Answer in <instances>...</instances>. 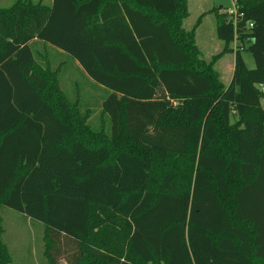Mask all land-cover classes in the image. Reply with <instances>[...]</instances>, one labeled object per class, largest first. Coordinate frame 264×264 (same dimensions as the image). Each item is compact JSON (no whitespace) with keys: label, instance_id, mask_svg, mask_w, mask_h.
Wrapping results in <instances>:
<instances>
[{"label":"trees","instance_id":"obj_1","mask_svg":"<svg viewBox=\"0 0 264 264\" xmlns=\"http://www.w3.org/2000/svg\"><path fill=\"white\" fill-rule=\"evenodd\" d=\"M235 1L236 32L207 12L223 42L209 62L187 0L0 7V207L42 222L47 264L59 236L67 264H264V0ZM235 33L225 85L214 64ZM72 62L103 88L107 131L83 85L63 89ZM2 233L0 215L9 264Z\"/></svg>","mask_w":264,"mask_h":264},{"label":"rangeland","instance_id":"obj_2","mask_svg":"<svg viewBox=\"0 0 264 264\" xmlns=\"http://www.w3.org/2000/svg\"><path fill=\"white\" fill-rule=\"evenodd\" d=\"M15 1L16 0H0V7H9ZM45 1L46 0H43L44 3H46ZM211 5H214V7H221L223 11L224 7L229 8L231 6V0H189L190 16L187 17L184 22L185 28L190 29L195 24L201 11L211 7ZM203 18L201 21L203 24L202 29L205 31V34H207L210 30H212V25L214 26L215 24V17L214 15H211L205 19ZM200 37H202V35H200ZM216 40V42L222 46V43H219L218 39ZM208 43V48L206 50L210 53H216L218 46L212 42ZM206 55L207 54L204 53L203 57ZM242 57L248 68L254 67V59L248 51H243ZM227 58H230L232 61V55H230L222 58L221 62ZM70 78V85L72 87L66 86L63 82V89L68 92V94L72 88H78V86H84L86 84V79L81 77L75 71L71 72ZM261 104L264 107V99L261 101ZM231 121H234L233 117H231ZM108 124V120L107 122L102 123V127L106 129L105 131L109 129ZM0 215L2 217L3 227L2 240L5 243L10 255L9 264H47L48 258L44 253L46 241L43 238L44 229L42 222L28 218L22 213L5 206L0 207ZM56 239L57 243H55L57 248L55 247L52 249L51 253H53L56 264H67V260L71 259L73 254L76 253L77 246H75L74 242L69 241L64 236H59Z\"/></svg>","mask_w":264,"mask_h":264},{"label":"crops","instance_id":"obj_3","mask_svg":"<svg viewBox=\"0 0 264 264\" xmlns=\"http://www.w3.org/2000/svg\"><path fill=\"white\" fill-rule=\"evenodd\" d=\"M40 1L43 2V0H40ZM52 1L53 0H46L45 1L46 3H44V2L43 3L50 5L52 3ZM187 1H188V17H189L190 16L189 0H187ZM212 7H214V5H211V7L206 8L203 11H201L199 16L203 13H207ZM218 8L220 9L221 7H218ZM211 15H213V14L207 13L203 16L204 17L203 19H205ZM185 20L186 19H184V21H183L184 29H186L184 26ZM202 25L203 24L200 23L195 30V41H196V45H197V47L201 53V58L203 60H205L206 62H209L214 55H216L222 51L223 42L220 41L216 36V23L214 24V26L212 25V28H211L212 30H210L207 34H205V31L202 29ZM190 29H186V30H190ZM200 35H202V37H200ZM199 38H200V40H199ZM216 39H218L219 43H222V46H220V44H218V42H216L217 41ZM200 42H201V44H200ZM208 42L215 43V45L218 46L216 53H214L212 51H211L212 53H210L206 50L208 48L207 47V44H209ZM230 48H231V45H230ZM204 53L207 54L205 57H203ZM230 55H232V61L230 58H227L226 60H223L221 62L222 58H224L225 56H230ZM234 61H235V52L232 50L231 52H227L224 55H222L214 64V69L218 72V74L220 76V80L225 85L229 84V82L231 80L233 69H234ZM54 64L57 66L60 63L58 61H56ZM62 66L66 67L65 68L66 70H64V71H65V73H67V75L69 74L68 76L66 75L65 80L67 81V83L70 87H72L70 85V81H71L70 75H71L72 71H75L81 77H84L81 73L82 70L80 69V67L78 66V64L76 62H72L70 64H64ZM85 77H84V79H86ZM224 78L226 79V81ZM87 79L85 81L86 84L84 85V91H85L84 92V98H85L84 103L86 104V106H89L88 108H90L92 110V113H91L89 119L93 120V122H99V124L102 126L103 122H107V118L103 115V113H101V107H100L105 93H104V90L102 87L95 85L91 79H88V80ZM262 89L264 90V86H262Z\"/></svg>","mask_w":264,"mask_h":264},{"label":"built area","instance_id":"obj_4","mask_svg":"<svg viewBox=\"0 0 264 264\" xmlns=\"http://www.w3.org/2000/svg\"><path fill=\"white\" fill-rule=\"evenodd\" d=\"M225 8V7H224ZM223 8V12L227 15V21L230 22L233 25V29L236 32L237 29V23L240 22L243 19V13L238 11V6L236 4L235 0H231V6L228 8ZM246 26H252V23H248ZM247 43L245 42V46ZM232 50L235 52L236 50H243L244 44L240 39L238 38L237 33L234 35V39L232 41L231 45Z\"/></svg>","mask_w":264,"mask_h":264}]
</instances>
